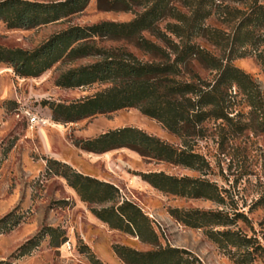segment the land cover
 I'll list each match as a JSON object with an SVG mask.
<instances>
[{"label": "rangeland", "instance_id": "374dc122", "mask_svg": "<svg viewBox=\"0 0 264 264\" xmlns=\"http://www.w3.org/2000/svg\"><path fill=\"white\" fill-rule=\"evenodd\" d=\"M21 1L49 4L65 0ZM231 6L244 8L242 4ZM133 18L130 13L101 11L96 0H88L81 11L31 29L7 28L0 22V48L33 51L71 26L127 23ZM166 22L157 24L161 34ZM206 25L227 33L230 31V27L222 24L216 15L208 19ZM140 35L164 48L161 39L149 31ZM96 42L104 49H123L141 62L156 60L137 47L136 38L96 39ZM193 43L218 59L227 57V50L206 39L197 38ZM96 60L95 57H84L59 61L34 78L18 77L11 68L0 63V264H92L91 256L100 264H124L113 253V246L139 252L158 247L181 249L195 264H264V69L256 54L252 52L243 58H234L231 64L258 85L262 109L252 107L245 93L234 87L227 101L229 120L210 119L200 124L191 136L171 134L160 123L134 108L73 123H53L43 102L69 104L107 87V84H93L62 88L55 84L68 70ZM188 70L206 83H213L216 78V71L195 61L190 62ZM31 117L35 122L29 121ZM124 127L139 129L174 148L191 150L206 164L200 170H193L146 161L125 148L94 154L73 145L75 141L92 139ZM47 161L63 163L81 175L116 187L120 201L132 203L147 217L156 241L143 243L97 220L91 209L105 208L110 204L87 205L81 202L55 174L59 168L52 165L47 170ZM149 172L208 181L216 187L219 196L210 200L162 194L138 177V174ZM171 210L212 211L228 215L232 224L214 230H229L250 239V255L246 254L245 246L217 244L208 236L207 228L183 225L173 217ZM50 230L55 240H64L60 246L53 247Z\"/></svg>", "mask_w": 264, "mask_h": 264}, {"label": "trees", "instance_id": "16d2710c", "mask_svg": "<svg viewBox=\"0 0 264 264\" xmlns=\"http://www.w3.org/2000/svg\"><path fill=\"white\" fill-rule=\"evenodd\" d=\"M87 1L41 4L5 0L0 2V22L7 28L31 29L77 13ZM231 4H242L244 8ZM96 5L101 11L130 13L134 18L127 23L71 26L33 51L0 48V63L11 68L16 76L24 78L37 77L59 61L97 58L91 64L68 70L55 84L62 88L93 84H107V87L69 104L43 102L53 123H73L95 115L134 108L141 115L160 123L171 134L191 136L200 124L210 119L229 120L227 101L234 87L245 93L252 107L262 109L258 85L248 74L231 64L234 58H243L254 52L264 69V3L261 0H96ZM215 15L222 24L230 27L228 33L206 25V21ZM165 20L164 33L161 34L157 24ZM144 31L161 39L164 48L143 39L140 34ZM134 38L137 47L153 55L155 61L141 62L123 49H104L96 42V39ZM197 38L227 50V57L218 59L199 48L193 43ZM191 61L216 71L214 82L206 83L191 73L188 70ZM262 121L264 126V115ZM73 145L94 154L125 148L146 161L193 170H200L206 164L191 150L174 148L132 127L110 130L92 139L75 141ZM47 164V170L52 165L60 169L55 170V174L65 181L81 202L87 205L110 204L105 208L91 209V214L108 228L143 243L156 241L147 217L132 203L120 201L116 187L81 175L63 163L47 161ZM138 177L162 194L210 200L219 196L216 187L205 180L174 177L162 172L142 173ZM171 214L187 227L207 228L208 236L217 244L245 246L246 254L250 255V239L229 230H214L232 224L228 215L199 210H171ZM49 236L53 247L64 242L55 240L52 230ZM112 251L124 264H195L187 252L171 247L139 252L113 246ZM90 260L92 264H100L92 256Z\"/></svg>", "mask_w": 264, "mask_h": 264}, {"label": "built area", "instance_id": "2783aa9c", "mask_svg": "<svg viewBox=\"0 0 264 264\" xmlns=\"http://www.w3.org/2000/svg\"><path fill=\"white\" fill-rule=\"evenodd\" d=\"M34 120H35V119H34V118H32V117H31V118H29V121H30V122H35Z\"/></svg>", "mask_w": 264, "mask_h": 264}]
</instances>
